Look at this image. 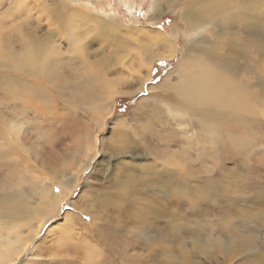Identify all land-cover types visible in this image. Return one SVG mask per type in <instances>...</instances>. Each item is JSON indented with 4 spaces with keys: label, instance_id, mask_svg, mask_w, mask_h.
<instances>
[{
    "label": "rangeland",
    "instance_id": "374dc122",
    "mask_svg": "<svg viewBox=\"0 0 264 264\" xmlns=\"http://www.w3.org/2000/svg\"><path fill=\"white\" fill-rule=\"evenodd\" d=\"M154 1L95 2L94 7L105 4L127 27L159 29L156 24L163 23L159 30L175 42V55L156 56L146 81L139 61L147 58L149 49L158 52L153 46L139 49L128 39L130 51H122L117 59L112 51L113 35L96 29L81 35L90 60L102 53L108 55L106 78H122L116 87L124 92L113 99L115 107L98 130V152L92 166L82 171L73 194L63 199L61 209L44 224L17 264H264V0H168L151 25ZM17 2L0 0V48L5 44L19 51L35 34L51 36V41L60 42L61 51L53 58L52 67L77 82L84 73L83 64L69 61L77 54L69 51L63 26L47 20L52 8L70 11L74 2L22 0L25 12L14 16L11 11ZM210 2L223 28L214 54L239 66L237 86L247 101L254 103L251 111L238 118L214 114L225 121L229 134L239 139L238 145L228 135L220 144H211L201 138L204 133L197 116L192 119L190 114L170 112V105L178 100L167 89L166 80H176L175 69L185 45L197 36L187 32L183 11ZM47 21L53 22L50 29ZM174 29L178 37L172 36ZM204 35L213 40L214 28L208 26ZM143 42L148 39L143 37ZM10 66L1 64L0 72L23 76ZM24 77L30 80L31 76ZM100 81L106 79L101 77ZM95 87L94 97L102 93L106 105L108 87ZM14 90V85L5 88L0 83V122L4 123V129L0 126V194L23 189L36 204L42 195L46 201L47 194L41 193L45 181L73 172L81 162L79 155L74 157L79 138H84L85 121L91 126L94 122L80 99L65 102L50 83L47 90L52 108L57 104L55 110L46 109L28 95L16 96ZM16 127L26 140H18L19 147L45 173L40 177L39 172H28L22 188L17 187L22 181L18 173L22 170L21 156L6 133ZM168 187L173 189L172 195L163 191L168 193ZM207 191L214 194L215 201L205 199ZM100 192L105 194L100 197ZM153 206L159 207L158 219L150 209ZM145 208L150 213L138 219L137 211ZM30 222L39 225L41 216L33 213ZM24 223L19 227L10 222L5 230L13 236L25 228ZM221 243L234 250L222 249L221 253ZM239 244L255 246L248 253ZM211 247L219 249L214 254L204 253ZM85 250L91 261L84 258Z\"/></svg>",
    "mask_w": 264,
    "mask_h": 264
},
{
    "label": "bare ground",
    "instance_id": "6f19581e",
    "mask_svg": "<svg viewBox=\"0 0 264 264\" xmlns=\"http://www.w3.org/2000/svg\"><path fill=\"white\" fill-rule=\"evenodd\" d=\"M71 1L74 2L75 6L70 11H63V9L59 8L55 11L52 8L48 16L50 19L47 20L52 19L57 24L61 23V27L63 26L70 44L69 51L77 54L76 59H69V61L83 64L81 67L84 69V73H82L81 78L77 82L66 78L63 73L60 74L57 69L55 70L52 67L53 58L60 55L61 51H59L60 49L57 45L60 42L51 41V36L49 38L45 37L46 35L36 36L35 34L31 37L32 40L29 44H26L19 51H15L12 47L5 44L0 48V51H3L0 52V65H7V68L8 65H11L10 67L18 69L23 75H17L12 71V73L7 71L0 72V83L3 87L10 88L11 85H14V94L16 96L28 95V97H31L29 98L30 100L33 98L37 99L39 104L51 110V96L47 90V85L50 83L52 88L56 90L65 102H69L71 99H80L88 107L87 109L92 114L91 121L94 122L93 126H91L89 125V121H85L86 124L84 126L87 127L84 131V138L80 136L79 146L77 147L78 153L76 151L74 154V157L77 156L78 158V155L80 157L81 162H79L78 166L76 165V167L72 168L73 172L62 174L61 176L54 175L52 177L53 182H44L45 184L41 189V193L47 194L46 201L42 195V200L39 199L36 204H33L29 198V194L23 189L18 192H11L8 195L0 194V264H17L22 259L23 253L30 246L31 242H34L35 237L40 233L44 224L54 218L55 213L61 209L63 199L73 194L77 187L76 183L79 181V175L82 171L92 166V161L98 152V132L100 131L99 129L103 128L106 117L111 114L112 109L115 107L113 99L117 94L124 92L116 87V85L123 82L122 78L117 79V81L106 78L107 73L104 72V69L106 68L105 60L108 55L102 53L103 55L99 58L90 60V53H87L88 50L83 41L84 37H81V35L88 30L95 29L113 35L114 43L112 44V51H114L117 59L121 58L122 51H130L128 50L130 46L127 42L128 39L134 40V44L139 49L144 45L153 46L158 51L157 53L153 49H149L150 52H148L147 58L145 60L139 59V67L145 72L146 81L149 80L151 66H153L156 56L171 58L175 55V42L166 36L162 30L152 27L133 28L127 27V24L121 25V22L119 23L115 19V13L108 11L105 8V4L102 3L94 7L95 2L102 0ZM162 4L167 5L168 0L154 1L153 14L149 20L151 25L157 20V13L161 10ZM13 7L14 9L11 13H14V16L25 12L22 0H18ZM77 9H81L83 12ZM214 10L213 2H210L201 8L185 9L183 11L182 20L187 25V32H194L197 36L185 45L183 55L175 69L177 71L175 74L176 80L174 82H171L170 78L166 80L167 89L171 90L178 100L174 106L170 105V112L179 116L190 114L192 119L197 116L198 124L204 133V136L201 138L206 139L211 144H220L223 137L228 135L230 140L235 145H238L239 139H236L234 134L230 135L224 125L225 121H222L219 116H215L214 114L225 113L231 118H238L243 113L251 111L254 103L251 105L247 101L246 95L241 93L237 86L239 66L230 59L214 54L218 46V40L223 35V28L220 27L219 21L215 18L217 16L214 14ZM52 23L48 22L47 26L49 29ZM208 26L214 28L213 40H209L204 35V31ZM172 36L178 37V30L174 29ZM143 37L147 38L148 42H143ZM123 44H125V47ZM118 51L119 54L117 55ZM194 51H198V53ZM114 55L110 54V56ZM61 62L63 61L59 59V63ZM54 64L57 65V63ZM98 67L106 74L99 72ZM96 68L98 69L96 70ZM24 75L31 76L29 77L30 80L26 79ZM101 77H103V80L106 79V81L101 82ZM43 81L44 83L42 84ZM97 85L108 87V102L105 103L106 105H103L101 100L102 93H99L98 98L94 97L97 95L95 91V86ZM107 105H109L108 108ZM56 106L57 104L52 109L55 110ZM0 126L4 129L3 122H0ZM6 133L21 156L22 170L18 173L22 181L17 183V187L22 188L25 186V181L29 176L28 172H39L40 177H43L45 173L41 172L42 168L38 169L39 165L20 148L22 146L19 147L18 140L26 141L20 128L10 129V132ZM119 147L121 150L127 148L125 146ZM126 153L132 155V153L127 151ZM45 168L44 164L43 169ZM186 188L191 190V186H186ZM215 188L217 187L215 186ZM163 191L166 194H170V192L171 195L173 194L171 187H168V193L165 189ZM103 194L105 192H100V197ZM205 199L215 201L214 194L207 191ZM100 201L103 202V199H100ZM116 206L118 207V205ZM150 209L154 217L158 219L159 215H161L157 211L159 207L153 206ZM35 212L41 216L39 225H34L30 222V217ZM137 212L139 219L146 217V214H149L150 210L145 208ZM10 222L20 224L19 227H22L21 225L25 222L23 225L25 228L17 230L11 236L12 232L5 230ZM254 246L253 244L245 247L243 244H239V248H244L248 253ZM219 248L221 253H223L222 249H226L227 251L234 250L232 247L222 243ZM219 248L211 247L203 251L206 254H214ZM84 252V258L87 259L89 257L88 260L91 261V256L88 255L86 250ZM258 261H260V257H258Z\"/></svg>",
    "mask_w": 264,
    "mask_h": 264
},
{
    "label": "snow or ice",
    "instance_id": "6c2138e0",
    "mask_svg": "<svg viewBox=\"0 0 264 264\" xmlns=\"http://www.w3.org/2000/svg\"><path fill=\"white\" fill-rule=\"evenodd\" d=\"M165 23H171V20H166ZM163 23H157L156 24V27L159 28V29H162L163 28ZM162 63V62H161ZM88 219H90V217H88Z\"/></svg>",
    "mask_w": 264,
    "mask_h": 264
}]
</instances>
